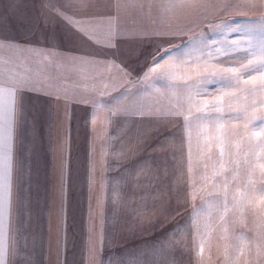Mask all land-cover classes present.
I'll return each mask as SVG.
<instances>
[{
	"label": "crops",
	"instance_id": "1",
	"mask_svg": "<svg viewBox=\"0 0 264 264\" xmlns=\"http://www.w3.org/2000/svg\"><path fill=\"white\" fill-rule=\"evenodd\" d=\"M24 96V106L16 104L0 230L7 264H94L88 248L102 232L111 243L100 248L98 264H182V238L174 245L182 237V154L162 144L168 136L155 132L150 112L136 114L133 100L122 110L100 97L93 125L86 105H68L66 116L63 100ZM107 107L118 114L106 118Z\"/></svg>",
	"mask_w": 264,
	"mask_h": 264
},
{
	"label": "rangeland",
	"instance_id": "2",
	"mask_svg": "<svg viewBox=\"0 0 264 264\" xmlns=\"http://www.w3.org/2000/svg\"><path fill=\"white\" fill-rule=\"evenodd\" d=\"M53 5L52 16L54 20L48 25L45 38H41L40 32L30 37L31 43L24 46L31 50L0 49V72L5 70L11 77H31L42 80L47 85L67 90L69 96L86 95L92 92H103L108 104L122 106L133 103L139 110H148L155 125V132L168 139L162 144L172 152L180 151L182 154V234L190 233L186 238L182 237V264H228L225 254L226 246L238 245L244 249V254L236 253L238 264H261L264 259L256 257V245L261 243L259 224L264 220V199H260L256 189L264 183V169L260 167L264 163V132L257 135L259 130L251 132L241 131L236 135L234 131H226L223 145L216 141L208 142L204 136L197 137L202 125L197 120L191 125V157L189 155V139L185 130L182 117L177 119L162 114L164 108L170 103H181V96L168 94V81L164 79L153 80L149 83H136L147 71L151 63V54L157 48L161 52L170 49L167 55L175 57L177 62L188 61L195 64L197 59L203 61L212 60L216 67L238 68L241 64H247L253 54L258 53L261 39L264 37V28L261 27L260 17H246L244 12L229 11L231 14L223 16L196 9L192 7H172L169 0H153L151 9L152 20L146 19L138 10L132 7L136 0H121L122 14L119 20L121 28L129 33L128 38L120 39L119 49L106 46V34L108 26L102 23L99 17L83 12H77L75 5L79 0H50ZM49 3V0H43ZM41 0H21V7L33 15H38ZM7 0H0V9L8 10ZM59 11L68 16L72 23L63 16H56ZM149 9L145 4L144 13ZM237 12L236 14H234ZM253 12V11H252ZM115 15V11L112 12ZM160 22L169 23L172 26L179 24L182 28L178 35L158 37L149 34L139 36L132 35L143 30L149 33ZM85 29L88 35L78 31ZM238 28V31H232ZM71 32L79 36V39L69 40L66 33ZM55 34L57 40L53 42L47 36ZM91 36V39H89ZM240 41L237 46L234 42ZM55 43V46H54ZM40 54H36V52ZM209 53L212 54L209 57ZM47 57V58H45ZM115 65H119L116 67ZM130 73L125 76L124 72ZM258 75V73H252ZM245 75L244 79H247ZM134 83L128 93L124 88ZM242 87H249L244 85ZM225 88L226 92L233 91L226 88V82L216 80L214 83H201L197 90L203 98L212 99L207 93H216L217 89ZM116 96L117 101H114ZM258 97H249L247 93L239 94V99L233 101L234 106L242 105L245 100L248 103ZM117 104H116V103ZM129 107V106H127ZM138 110V111H139ZM157 112H161L157 115ZM258 107L250 115H260ZM199 115V114H197ZM212 116L215 113L211 114ZM235 113H226L228 121L226 128L243 129V121L231 120ZM259 124V121H257ZM211 127V125H207ZM161 144V146H162ZM160 144L158 143V146ZM224 149V168L220 175L213 179V166L220 156V149ZM239 160L238 172L234 173L236 161ZM170 163L173 161L170 159ZM169 165V164H168ZM251 165V167H249ZM191 168V171L189 170ZM208 177L202 187L196 193L195 199L191 196V179L200 185L201 177ZM254 181L250 192V203L241 199L246 190L249 177ZM235 177V179H234ZM227 180L230 186L229 199L235 196L246 204L243 216L236 213L228 217L229 230L227 238L224 237L222 224L218 218L212 220L213 231L208 245L201 253L199 239L195 235L193 227V209L198 212H206L212 207L213 202L222 200L224 182ZM235 221V222H234ZM243 235L244 240L235 239Z\"/></svg>",
	"mask_w": 264,
	"mask_h": 264
},
{
	"label": "snow or ice",
	"instance_id": "3",
	"mask_svg": "<svg viewBox=\"0 0 264 264\" xmlns=\"http://www.w3.org/2000/svg\"><path fill=\"white\" fill-rule=\"evenodd\" d=\"M8 10L5 12L0 9V49H19L31 50L24 46L31 43L30 37L36 32H40L41 38H45V32L48 25L53 22L52 8L50 0L49 3H43L41 0L40 13L33 15L21 7V0H7ZM172 7H192L196 9H203L211 11L221 16L229 11L246 12V11H259L264 10V0H169ZM145 4L148 6V13H144ZM146 19L152 20L151 9L153 7V0H136L132 4ZM77 12L91 14L99 17L102 23L107 24L108 30L106 34V46L119 49V40L128 38L129 33L120 27L119 20L122 14L121 0H79L75 5ZM113 10L115 15L112 14ZM56 16H63L64 19L72 23L71 19L63 13L57 11ZM262 22L261 27L264 28V17H260ZM182 28L179 24L172 26L169 23L160 22L158 26L151 29L149 33H144L143 30L133 33L132 35L139 36L142 34H149L158 37H168L178 35ZM232 31H238V28H232ZM78 31L88 32L81 28ZM48 39L56 42L55 34L47 36ZM66 39L73 40L79 39V36L71 32L66 33ZM91 39V36H89ZM239 45L240 41L234 42ZM55 46V43H54ZM170 49H164L163 52L157 48L156 52L151 54V63L148 65L147 71L143 73L140 81L136 83H149L153 80L164 79L168 81V94L175 96L178 93L181 96V103H170L162 112L165 116L183 119L185 130L189 139V155L191 157V125L193 120L199 121L202 125L201 131L197 133L199 138L204 136L208 142L216 141L219 145H223L226 131H234L236 135L240 132H251L253 129H259L256 134L260 135L264 132V37L261 39L258 53H255L250 58L247 64H241L238 68L229 67H216L212 64L211 59L199 60L195 64H190L188 61L177 62L175 57L167 55ZM36 54H40L38 51ZM212 56L211 53L208 54ZM47 58V57H45ZM119 67V65H115ZM124 72L123 69H120ZM258 75H252V73ZM125 76H130V73L124 72ZM247 75V79H244ZM216 80L226 82V88L233 91L226 92L225 88L216 90V93H207L205 90L204 95H211L212 99L203 98L197 86L201 83H214ZM244 85L249 87H242ZM134 83L129 84L124 88V92L128 93ZM32 92L38 96H46L53 98L56 101L63 100L65 107V115L68 116L67 106L70 104H82L88 106L89 118L93 125L96 123V117L102 108V101L98 96L103 95V92H92L86 95H73L69 96L67 90H62L51 85H47L42 80H36L31 77H9L0 74V230L4 228V219L6 218L7 209L9 206L10 196V183H11V170H12V139H13V126L15 120L16 104L19 99L21 107L25 104L24 93ZM247 93L249 97H258L252 99L250 103L245 100L242 105L234 106L233 101L239 99V94ZM106 107V106H105ZM261 109L260 115H250L257 108ZM235 113L230 117L231 120L238 122L243 121V129L241 128H226L228 121L225 120L226 113ZM215 113L214 116L211 114ZM107 118L109 115L115 116L118 113L112 107H107L104 113ZM136 114L144 115L143 110H139ZM160 115L161 112H157ZM199 114V115H197ZM259 121V124H257ZM88 121H86L87 123ZM211 125L208 127L207 125ZM264 140V137H262ZM132 146H129V150ZM224 149L221 147L220 156L217 163L213 166V179L220 175L223 171L225 161ZM237 167L233 168L234 173L238 172L239 160L236 162ZM107 167V164H105ZM251 167V165H249ZM260 167L264 169V163ZM191 171V168L189 169ZM89 185L92 184L93 169L90 167ZM191 179V196L195 199L196 193L203 183L208 180V177H201V184L195 182V178ZM235 179V177H234ZM64 182V167L61 166V183ZM254 186V181L249 177L246 190L242 194L241 199L246 203H250V192ZM260 199H264V183L256 189ZM230 186L225 180L224 191L222 200L213 202L212 207L206 212H198L193 209V227L195 235L199 239V250L202 253L208 245L211 233L213 231L212 220L218 218L222 224L224 237L227 238L229 230L228 217L235 216L240 213L243 216L246 204L241 203V199L233 196L229 199ZM264 215V213H262ZM235 222V221H234ZM259 227L261 229L260 237L261 243L256 245V257L264 259V220H261ZM190 233L182 234L186 238ZM182 237H177L174 245H178ZM237 240H244L243 235L235 237ZM111 243L107 233L98 234L95 239L91 241V246L88 248L89 257L94 264H98V257L100 248L107 246ZM244 254V249L238 245L226 246L225 254L228 257V264H238V257L236 253ZM9 249L3 241H0V264H7ZM12 255H17L15 248L12 249ZM25 264H30L26 260Z\"/></svg>",
	"mask_w": 264,
	"mask_h": 264
}]
</instances>
